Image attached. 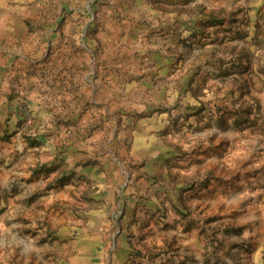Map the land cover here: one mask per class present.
Returning a JSON list of instances; mask_svg holds the SVG:
<instances>
[{"label":"rangeland","instance_id":"1","mask_svg":"<svg viewBox=\"0 0 264 264\" xmlns=\"http://www.w3.org/2000/svg\"><path fill=\"white\" fill-rule=\"evenodd\" d=\"M0 264H264V0H0Z\"/></svg>","mask_w":264,"mask_h":264}]
</instances>
